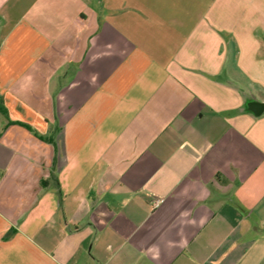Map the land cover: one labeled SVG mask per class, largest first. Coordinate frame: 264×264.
<instances>
[{
  "label": "crops",
  "instance_id": "crops-1",
  "mask_svg": "<svg viewBox=\"0 0 264 264\" xmlns=\"http://www.w3.org/2000/svg\"><path fill=\"white\" fill-rule=\"evenodd\" d=\"M253 102L264 0H0V264H264Z\"/></svg>",
  "mask_w": 264,
  "mask_h": 264
},
{
  "label": "water",
  "instance_id": "water-1",
  "mask_svg": "<svg viewBox=\"0 0 264 264\" xmlns=\"http://www.w3.org/2000/svg\"><path fill=\"white\" fill-rule=\"evenodd\" d=\"M249 108L255 115H260L264 111V105L258 102L251 103Z\"/></svg>",
  "mask_w": 264,
  "mask_h": 264
},
{
  "label": "built area",
  "instance_id": "built-area-1",
  "mask_svg": "<svg viewBox=\"0 0 264 264\" xmlns=\"http://www.w3.org/2000/svg\"><path fill=\"white\" fill-rule=\"evenodd\" d=\"M159 205V201H155L154 206H158Z\"/></svg>",
  "mask_w": 264,
  "mask_h": 264
}]
</instances>
